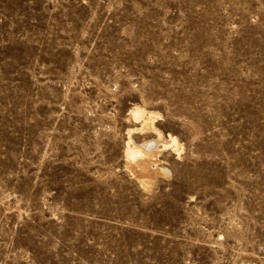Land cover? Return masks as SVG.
Here are the masks:
<instances>
[{
  "label": "rangeland",
  "instance_id": "rangeland-1",
  "mask_svg": "<svg viewBox=\"0 0 264 264\" xmlns=\"http://www.w3.org/2000/svg\"><path fill=\"white\" fill-rule=\"evenodd\" d=\"M0 264H264V0H0Z\"/></svg>",
  "mask_w": 264,
  "mask_h": 264
},
{
  "label": "bare ground",
  "instance_id": "bare-ground-1",
  "mask_svg": "<svg viewBox=\"0 0 264 264\" xmlns=\"http://www.w3.org/2000/svg\"><path fill=\"white\" fill-rule=\"evenodd\" d=\"M130 115L140 122L142 129H148L154 134L150 138L145 137L146 139L141 142L134 141L132 135L129 134L124 145L126 169L137 179L144 188L143 190L150 192L159 174H170L169 169L160 163L158 155L161 150L159 147L180 150L183 144L176 134L171 132L164 134L158 129L155 118L161 113L157 110L136 105Z\"/></svg>",
  "mask_w": 264,
  "mask_h": 264
}]
</instances>
